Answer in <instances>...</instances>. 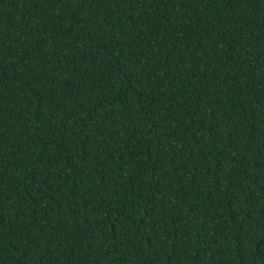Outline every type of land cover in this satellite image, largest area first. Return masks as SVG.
Wrapping results in <instances>:
<instances>
[{"label":"trees","instance_id":"16d2710c","mask_svg":"<svg viewBox=\"0 0 264 264\" xmlns=\"http://www.w3.org/2000/svg\"><path fill=\"white\" fill-rule=\"evenodd\" d=\"M0 264H264V0H0Z\"/></svg>","mask_w":264,"mask_h":264}]
</instances>
